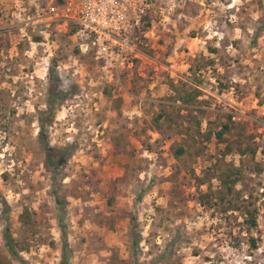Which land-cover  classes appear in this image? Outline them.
Listing matches in <instances>:
<instances>
[{"label":"rangeland","instance_id":"1","mask_svg":"<svg viewBox=\"0 0 264 264\" xmlns=\"http://www.w3.org/2000/svg\"><path fill=\"white\" fill-rule=\"evenodd\" d=\"M61 1L0 0V264H59L64 236L65 264H264V0H139L119 75L48 13ZM170 80L205 97L176 107ZM51 89L66 96L49 114ZM199 110L210 122L190 128ZM41 119L51 147L72 145L63 211Z\"/></svg>","mask_w":264,"mask_h":264},{"label":"built area","instance_id":"2","mask_svg":"<svg viewBox=\"0 0 264 264\" xmlns=\"http://www.w3.org/2000/svg\"><path fill=\"white\" fill-rule=\"evenodd\" d=\"M148 5L139 0H62L48 13L70 24L86 49L111 74L133 67L137 58V32Z\"/></svg>","mask_w":264,"mask_h":264},{"label":"trees","instance_id":"3","mask_svg":"<svg viewBox=\"0 0 264 264\" xmlns=\"http://www.w3.org/2000/svg\"><path fill=\"white\" fill-rule=\"evenodd\" d=\"M74 30V29H73ZM185 86V85H184ZM183 84L181 86H177V85H173L172 83L170 84V87H172L175 90V94L173 96V99L175 101H180L182 103H186V104H193L194 102H196V98L197 96L201 93L200 90L197 87H191V89H188L186 87H184ZM52 90V89H51ZM66 94H62V92H57L56 90H52L50 92L49 95V99L47 101V111L49 114H52V112L54 111V107L56 105V101H61L65 98ZM211 115V112H207L204 110H199L198 111V115H193L191 116L190 114H188V119H193L192 120V125L190 124L191 121L188 123L190 128H195L196 126L201 125V121H202V117H205L207 119L208 122H210L209 120V116ZM167 119L168 120V125L170 126H179L180 122L176 121L175 119H173L172 117H170L169 113H164V112H160L155 118H154V122H159L160 119ZM39 131H38V141L41 145V147L43 148L44 152H45V167L50 171V186L52 188V193L54 195V199H55V203L57 205V207H59V210L63 211V200L60 198L59 194H58V189H59V185L57 184V181L60 178V168L62 166V164L66 161L67 157L70 154V150L72 145H67L65 147H61V148H53L50 146L48 139H47V135H46V128L49 125V123L46 121L44 122V120H40L39 121ZM157 124V123H156ZM221 129L217 130L215 132V137L217 139H219L220 141H224V137L223 134L224 133H229L230 132V125L227 123H223L221 125ZM184 148L183 147H176V151H175V156H180L181 154L184 153ZM234 173H238L237 170L233 171ZM228 175V174H227ZM229 176V175H228ZM228 176H223V182L226 183L227 179L229 178ZM220 178V177H219ZM235 181V180H234ZM233 182V180H232ZM227 187H229V185L226 183ZM2 204L5 206L6 209H8V204L6 203L5 200L1 201ZM5 216H4V220H5V224L2 230V238L4 241V245L6 247V249L8 250V252L18 261L23 262V260L20 258L19 256V251L16 248V241L14 236L12 235L10 226H9V217L7 214V211H4ZM61 227L63 229V224H61ZM66 238L65 236L63 237V247H62V257H61V261L59 264H65L66 263Z\"/></svg>","mask_w":264,"mask_h":264},{"label":"crops","instance_id":"4","mask_svg":"<svg viewBox=\"0 0 264 264\" xmlns=\"http://www.w3.org/2000/svg\"><path fill=\"white\" fill-rule=\"evenodd\" d=\"M171 81V80H170ZM174 82H175V80H173V81H171L170 83H169V87H170V84L172 83L173 85H175L174 84ZM171 88V89H170ZM169 88V90H170V92H169V90H168V93H170V95H171V100L173 101V103H174V105L176 106V107H185V108H190V106H191V103L190 104H186V103H182V102H180V101H175L174 99H173V96H174V94H175V90L172 88V87H170ZM199 89H200V87H199ZM204 91V90H203ZM167 93V94H168ZM217 96H219V95H217ZM203 97H205V94H199L198 96H197V98H196V102L198 101L197 99H202ZM219 97H221V96H219ZM200 101V100H199ZM196 102H194V103H196ZM203 122H205V121H203ZM203 122L201 121V125L203 124ZM207 124H208V121L206 122Z\"/></svg>","mask_w":264,"mask_h":264}]
</instances>
